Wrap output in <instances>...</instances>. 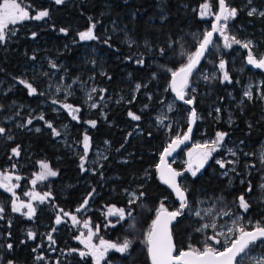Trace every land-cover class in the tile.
Wrapping results in <instances>:
<instances>
[{"label": "trees", "instance_id": "trees-1", "mask_svg": "<svg viewBox=\"0 0 264 264\" xmlns=\"http://www.w3.org/2000/svg\"><path fill=\"white\" fill-rule=\"evenodd\" d=\"M19 1L32 13L48 10L49 16L9 27V31L15 30V35L9 34L0 44V77L4 78L5 86L30 74L28 65L43 60L44 54L49 53L59 58L57 64H64L60 70L69 77L94 76L95 83L100 89H106L103 93L109 98L91 111L83 99L74 100V105L80 108L79 122L65 111L58 115L47 107L42 112L44 120L34 116L32 124L28 125L31 115L25 108L21 115L26 126L0 124L12 137L11 140L0 137V170L15 164L24 176L22 192L30 187L39 161L49 162L58 172L56 177L38 184L40 191L49 192L52 197L36 203L37 210L32 219L12 212L9 195L0 190V206L4 208L3 219H0V264L9 261L16 264H93L91 259H81L78 253H63L77 247L78 230L68 223L55 226L60 209L72 213L87 198L92 208L88 217L94 227L99 226L102 236L111 240L124 237L142 240L162 200L169 203L171 210L179 206L156 170L173 131L164 126L165 119L161 122L159 109L174 97L169 87L171 72L168 70H176L185 63L207 30L197 11L203 0H65L61 5L55 4L54 0ZM226 2L239 10L232 22L234 35L242 38L249 33L256 44L252 47L253 55L264 56V17L248 15L251 7L264 11V0ZM212 5L216 9L218 0H212ZM92 24H95L93 31L97 39L81 41L78 33L86 31ZM61 28L67 29L68 34L61 33ZM91 44L97 48V55H92ZM161 49L166 54L162 55ZM247 54V49H240V53L234 50L227 56L226 71L231 83H221L220 75L208 74L209 79L204 78L202 71L217 65L216 54L210 58L206 54L190 77L191 85L197 87L194 102L200 114L194 139L206 135L216 137L218 131L227 133L225 141L229 145L241 144L239 165L235 172L230 171L225 176V169L211 158L197 177L185 173L180 182L192 205L201 199L212 198L236 207V198L243 194L251 207L247 212L241 209L239 213L244 222L249 221L248 228H253L257 222L264 225V189L261 188L264 163L259 155L264 141V99L256 98V95L252 100L244 98L241 86L249 78L260 80L264 95V70L249 65ZM91 56L94 62L87 63L86 57ZM141 58L143 66L135 62ZM137 84L142 86L139 90H136ZM47 99L44 93L29 95L27 87L20 84L6 94H0V108H6L14 100L37 107ZM177 106L183 132L188 127V110L180 103ZM129 110L140 115L141 120H131L127 115ZM52 120L58 125L67 123L70 134L79 141H83L85 132L90 136L85 163L89 171L82 172L79 167L84 151L80 154L67 148L46 126L45 122ZM89 120L97 121L95 128L85 123ZM34 127L41 130L37 132ZM201 131H205V135ZM17 145L19 158L11 153ZM102 147H107V158L96 163L92 158H96L95 151ZM245 152L251 155L245 156ZM223 154L224 150H220L215 157ZM174 167L179 169L180 164L175 163ZM242 179L244 183H241ZM249 182L251 192L247 191ZM129 190H135L137 194L143 191L145 195L129 205ZM112 205L131 208L133 216L115 227L108 226L109 221L116 220V217L105 215ZM54 227L56 231L52 232ZM196 229L194 221L187 215L175 223L172 233L177 251L187 250L189 245L203 247L211 231L197 232ZM29 230L36 234L35 239L28 238ZM50 233L55 244L49 247L47 236ZM8 243L13 245L11 250L6 247ZM252 251L264 255V248L255 247ZM110 260L121 264L150 263L146 248L139 244L132 248L130 255L113 253ZM243 264H249L248 260L245 259Z\"/></svg>", "mask_w": 264, "mask_h": 264}, {"label": "snow or ice", "instance_id": "snow-or-ice-1", "mask_svg": "<svg viewBox=\"0 0 264 264\" xmlns=\"http://www.w3.org/2000/svg\"><path fill=\"white\" fill-rule=\"evenodd\" d=\"M55 4L61 5L65 3V0H54ZM200 16L201 18L207 17L209 15H214L215 23L212 24V28L210 31H205L203 33V38L199 41L198 47L196 51L187 57V62L184 63L176 70L169 69L171 72V81H170V89L175 93V96L178 100L183 101L184 104L191 105L194 103V98L189 97L186 98L187 92L190 86V77L193 75L194 70L197 68V65L200 63V60L204 57L205 53L209 50L210 46H213V34L220 33L224 35V47L231 48L233 44L242 45L243 48L248 50L247 63L259 69H264V56L259 58L253 55V51L251 48L252 41H247L242 44V42L236 39L234 36L229 37L225 35L226 29L228 27V21L231 19H235L237 16L236 8H229L226 4V0H218V11L216 13L211 12V6L209 3H204L200 6ZM249 16L259 15L264 17V11L257 12V9L253 8L248 12ZM49 16L48 10L38 11L34 16L29 15V11L26 10L18 0H3L0 3V44H3L7 36L15 35V30L12 29L9 31V26L16 25L18 22H22L27 19L41 20ZM95 24H92L86 31L78 33L79 39L81 41L87 40H95L97 37L94 35ZM59 31L65 35L68 34V30L65 28L59 29ZM32 36L35 37L36 33H32ZM107 43V41H105ZM161 54L164 55V50H160ZM34 59V57H33ZM128 59H131L129 57ZM137 64L143 66L144 60L141 58L135 61ZM52 67L55 68L56 65L52 64ZM219 70L223 73V78L220 81L221 83L228 82L231 83V78L229 73L226 71V63L224 60H220L218 65ZM155 76V74H153ZM206 80L209 77H204ZM110 79V77H109ZM19 83L24 84L28 89L29 95H35L37 93V89L32 86L31 83L26 80L21 79ZM75 83V81H73ZM71 87V86H69ZM142 86L140 84L136 85V90H139ZM194 91V89H192ZM59 91V89H58ZM100 92H105L106 89H100ZM97 92V89L93 87L91 92L88 95V99L91 100V93ZM43 93H41L42 95ZM71 94V93H69ZM244 97L248 100L253 99V94L251 88L245 90ZM261 99H264V95H261ZM101 101L104 100V96L101 95L99 98ZM56 103V101H53ZM131 103V101H129ZM62 107L69 112L71 118L79 122L78 113L80 112L79 107H75L71 104L64 103ZM91 108L99 107L97 102H93L90 105ZM169 110H172V105L168 106ZM217 112L220 111L219 108L216 109ZM127 115L131 118V120L139 121L141 120V116L133 113L131 110L128 111ZM196 110L193 108L190 111L189 115V126L185 133L182 135L178 134L169 144L165 147L164 151L160 155V163L156 165V170L159 173L160 180L169 186L172 191L175 193V196L179 200V208L174 211H169L163 203L156 210L155 218L151 222V226L147 231L143 243L146 245V251L148 257L150 259V264H243L245 259L250 261V264H264V255L260 257H251L249 253L255 247L264 248V225H261L259 222L249 230L245 226H243L240 221L241 217L237 216L232 221V227L227 229V233L231 234V238L227 236L225 232H215L217 229V224L215 221L210 223H202L199 228L196 229L197 232H204L205 230L211 228L214 231V235L206 236L205 243L202 248H197L192 245H189L187 250H179L177 251L176 246L173 242V235L171 232L170 226L174 221H177L178 217H182L184 215L185 209H189L190 203L188 200L187 190L182 188L180 183L178 182V177L183 175V172L176 171L171 167L170 164L167 163V158L172 155V153L180 147V145L184 144L185 141L189 140L190 134L192 133V124L197 120ZM40 120H44V117L41 115L39 117ZM161 122H163V117L160 118ZM46 126L50 128L54 135L60 136V132L57 131L51 122H45ZM92 128H95L97 125V121L89 120L85 121ZM27 124H32V119L27 120ZM26 126V125H22ZM41 129L36 128L35 131L39 132ZM6 132L4 127H0V136L4 135ZM128 135H132L129 133ZM228 134L225 132L218 131L216 133V137L212 141H206L203 144H196L192 150L188 152V161L187 168L185 171L189 172L193 178L197 177V174L200 173L201 169L204 168L205 164L212 158L214 152H216L224 143L225 137ZM7 139L11 140L12 137L8 136ZM90 136L87 135V132L83 135V151L84 155L80 157V169L82 172L89 171L88 168L85 167L87 153L90 149ZM107 143V142H106ZM228 152L232 156H236V152L232 149H228ZM12 156L19 157L20 156V148L17 145L15 148L11 149ZM247 155V154H245ZM9 157V159L12 158ZM106 159L107 157H103ZM238 161L229 160L222 161L216 160V163L220 166V168H225L227 164H236ZM261 162L264 163V155L261 157ZM41 171L35 174V178L32 179L31 183L35 185L37 181H44L49 177H56L58 172L53 170L47 162L40 161L39 162ZM13 168L16 165H12ZM93 173H95V169H92ZM230 171L235 172V168L233 167ZM223 175L227 176L228 171H225ZM101 176L103 174L101 173ZM20 180V176L13 177L12 175L5 174L0 172V188L5 189L7 192L12 193V196L15 197L14 188L18 185L13 184L12 180ZM241 183H244V180H241ZM261 188L264 189V184L261 185ZM252 186L249 182L247 191L251 192ZM93 191H95L93 189ZM127 191V190H125ZM27 196H31L32 200L39 201L43 203L49 196L50 193H44L41 195L40 193L29 192L25 193ZM92 194L89 193V196ZM130 199L128 201L129 205L135 204L137 200L144 197L145 193L140 191L137 195L136 192H132L129 194ZM18 199V198H17ZM17 199L12 200L11 211L12 212H21L22 209H27L23 214L27 216L28 219H32L36 214V207L32 202L17 203ZM237 206L242 209L244 212H247L251 205L245 199V196L242 194L236 198ZM88 206V199H84L83 203L76 209L77 212H81L85 210ZM205 215H211V210H204ZM4 212V208L0 207V214ZM196 217L201 219L204 218L200 210L194 211ZM106 217H116L115 222L109 221L108 226L115 227L121 221H124L126 218H131L133 216V210L131 208H118L115 205L109 206L107 208ZM222 216H231L232 213L230 211H223L220 213ZM62 217H70L73 225L80 224V221L77 219V216L71 213L64 212L63 209H60V214H57L55 219V224L59 225L62 223ZM0 219H3V216L0 215ZM83 227L88 229L86 239H81L84 236V233H81L77 239L80 240L82 244H84L86 250H77L71 249L70 253H78L81 259H85L87 257H92L95 261V264H101V261L104 260L106 254L109 250H115L116 252L122 255H130V249L132 247L133 241L124 239L123 242H110L104 239H100L99 245L92 243V237L96 234L93 232L90 227L89 221L83 222ZM131 227V225H130ZM56 228H52V232H55ZM99 231V226L96 227V232ZM11 233H9V236ZM27 236L29 239H35L36 234L31 230L28 231ZM219 236H225V245L222 248H217L215 245L221 244V240L218 238ZM47 239L54 244L55 241L51 233L47 236ZM24 243V241H21ZM7 249L11 250L13 245L8 243L6 245ZM35 252L36 249H33ZM239 258V259H238ZM37 259H42V257H37ZM9 264H12L9 261Z\"/></svg>", "mask_w": 264, "mask_h": 264}, {"label": "rangeland", "instance_id": "rangeland-1", "mask_svg": "<svg viewBox=\"0 0 264 264\" xmlns=\"http://www.w3.org/2000/svg\"><path fill=\"white\" fill-rule=\"evenodd\" d=\"M3 2V0L1 1V3ZM19 3H21L18 0ZM209 3L211 6V12L212 13H216L218 11V7L216 9L213 8L212 5V0H203L202 3L200 4V6L204 3ZM22 6H24L21 3ZM200 6L197 7V11L198 14L200 13ZM229 8H234L230 5H228ZM26 8V10L29 11V15L30 16H34L36 13H32L26 6H24ZM255 7H251V9H253ZM250 9V10H251ZM257 9V8H255ZM262 11L257 9V12ZM239 13V10L237 9V15ZM199 17L201 18L200 14ZM202 20H204L207 30L209 31L212 28V24L214 22V15H209L207 17L201 18ZM29 20V19H27ZM26 21V20H24ZM234 21V19H231L228 21V27L226 29V33L225 35L229 36V37H235L236 39L240 40L242 42V44L244 42L247 41H252V47H256L255 42L252 40V38L249 36V33L244 34V36H242V38H237L234 35V29L232 28V22ZM23 22V21H22ZM22 22H18L17 24H20ZM16 24V25H17ZM12 26V25H10ZM9 26V27H10ZM203 38V35L199 38V41ZM213 46L209 47V50L207 52V58H210L212 56H214L215 54L217 55V62H216V66L213 67H209L205 70L202 71L203 76H207L208 74H213V75H220L223 78V73L219 70V63L220 60H224L225 63L227 62L228 58L227 56L229 54H231L234 50H237V53H240V49H245L242 47V45H238V44H233L231 48H225L224 47V35H221L220 33H216L214 38H213ZM90 49H92V55H97L98 50L94 45H90L89 46ZM37 49H42L37 47ZM248 55V54H247ZM59 58L57 56L54 55H50L49 53H45L44 54V59L36 62V63H32L28 65V71H30V74L28 75H24L22 76L21 79L26 80L27 82L31 83L33 87H35L37 89V93L35 95H38L40 93H44L45 95H47L48 99L47 100H43L39 106L37 107H29L28 105H24V104H20L19 102H17V100L12 101L6 108L1 107L0 108V124L3 123L4 125H14L17 127H22L23 125V119H22V115H21V111L25 108H28L29 110V114L32 117H40L41 115L43 116L42 112L43 110H45L47 107H50L51 110L55 113H57L59 115V113L61 112H67L69 114V112L67 110H65L62 107V104L64 103H68L71 104L75 107H77L76 105H74V100L77 99H83V102L85 103V105L87 106V109H89L90 111L93 110L94 108H91L90 105L93 102H97L98 104L102 103L103 101H105L106 99H108L109 97H107L104 93L100 92V87L95 83L94 81V76H89L87 78H82V76L79 77H69L66 73L62 72L60 70V67H63V63L62 64H57L58 63ZM86 62L90 63V62H94V58L93 56L91 57H86ZM187 62V60L185 61V63ZM52 64H55L56 67L53 68ZM256 68V67H255ZM259 69V68H258ZM264 70V69H261ZM20 80H16L13 81L11 83H9L7 86H5L4 83V78L0 77V94H6L8 91H10L11 89H13L15 86L20 85L21 83H19ZM73 81H75V83H73ZM190 83V82H189ZM24 85V84H22ZM42 87H41V86ZM260 85L261 82L260 80L254 79V78H249V80L247 81L246 84H244L243 86H241V90H242V95L244 97V92L245 90L249 89V87L251 88L253 97L256 95V98H260L262 95V91L260 89ZM25 86V85H24ZM71 86V87H69ZM95 87L97 89V92L95 93H91L92 99L89 100L88 99V95L91 92V89ZM59 89V91H58ZM194 89V91L192 90ZM196 90L197 87L196 86H192L190 83L189 89L186 90L187 92V97H193L194 101L196 99ZM71 93V94H69ZM103 95L104 96V100L101 101L99 98L100 96ZM246 98V97H244ZM73 99V100H70ZM120 99H123L122 97H120ZM53 101H56V103H53ZM177 100L175 99V97L169 98L168 101H165L160 109H159V115L161 117H163L166 121L164 122V126L168 129V131L171 130V128H173L172 131V135H171V140H173L178 134L182 135L183 133H185L187 131L184 130L182 132V128H181V124H180V118H179V113H178V106H177ZM172 105V110H169L168 106ZM188 110V109H187ZM197 110V117L198 119H200V114ZM229 113H231L230 110H227ZM105 116V113L103 114ZM189 115L190 112L188 110V117L186 118V122L189 124ZM220 115V114H219ZM71 116V115H70ZM60 117V116H59ZM52 123V125H54L53 127H56L57 122L52 120L49 121ZM0 127H4L6 132L4 135L0 136V137H4L7 139L8 136H10V131L5 127V126H1ZM35 129L37 127H34ZM57 131L60 132V136H56V138L58 139V141H61L67 148L72 149L74 152L77 153H82L83 152V143L82 141L77 140L74 136H72L69 132V126L67 123H62L57 126V128H55ZM205 131H201L202 135H205ZM215 137H210V136H201L198 138H195L192 143L188 146H186L185 148H181L179 150H177L171 157V162L174 165L175 163H179L180 164V168L177 169L179 172H183V174L185 173H189L187 171H185V169L187 168V161L189 159L188 157V152L190 150H192L194 148V146L196 144H203L206 141H212L214 140ZM228 149H232L233 151L236 152V156H232L229 152ZM220 150H224V154L223 155H217L215 157V155L218 153V151ZM242 150L241 144L240 143H236L234 145H229L228 142L224 141L223 145L216 151L213 153L212 158H215L216 160H222V161H229V160H234V161H238L236 164H229L227 166L226 163V167L224 168V172L228 171L230 172V169H232L233 167L236 168L237 165H239V159L241 157L240 155V151ZM96 153V158L93 157L92 160H94L96 163H100L101 160H103V157H106L107 155V147H102L100 149H97L95 151ZM247 154V155H245ZM245 156H250L251 153H244ZM259 155L260 157H262V155H264V141L261 143V148L259 151ZM19 158V157H17ZM95 158V159H94ZM211 160V158L209 159V161ZM209 161L205 164L207 165L209 163ZM40 162V161H39ZM38 162V165H39ZM47 162V161H44ZM49 164V162H47ZM22 164L24 165L25 163L22 162ZM15 165V164H14ZM50 165V164H49ZM51 167V166H50ZM52 168V167H51ZM53 169V168H52ZM54 170V169H53ZM21 170L18 169L17 167L13 168L12 165H6L5 168L3 170H0V172L5 173V174H9L12 175L13 177L15 176H20L21 179L20 180H12L13 184L18 185L17 187L14 188V192H15V197L12 196V193L7 192L5 189L0 188V190L4 191L5 193H7L10 197V205L12 204V200L13 199H17V203L19 202H24V203H28V202H32L33 205L36 207V203L39 201H34L32 200L31 196H27L25 195V193H29V192H35V193H40L41 195H43L44 193H49V192H42L40 191V189L38 188V184L40 182H45L50 178L53 177H49L44 181H37V183L35 185H33L31 183L32 179L35 178V174L40 172V165L39 168L36 172L33 173L32 178L30 179V187L27 188L26 190H24L22 192V180L24 178L23 174L20 172ZM202 171V169H201ZM200 171V172H201ZM264 177V175H263ZM264 184V182L262 183ZM261 184V185H262ZM132 192H136L135 190H129L127 192L129 199H130V193ZM137 193V192H136ZM138 195V194H137ZM49 197H52V195L50 194ZM163 203L164 206L168 209H170V205L167 201L162 200L158 206L155 209V214H156V210L157 208L160 206V204ZM190 203V208L187 210L186 215L190 218H192V220L194 221V224L196 226V228H199L201 226L202 223H210L212 221H215V223L217 224V229L215 230V232H225L227 234V236L229 238H231V234L227 233V229L229 227H232V221L237 217H241V221L240 223L245 226L246 228H248V224L249 221L244 222L242 219V213H239V211H241V209L237 206L236 207H230L228 203H220L219 200L217 199H201L198 201V203L196 205H192V203L189 201ZM1 207V206H0ZM179 207V206H178ZM78 208V207H77ZM76 208V209H77ZM75 209L74 212H72L71 214H74L77 216V219L80 221V224L77 225H73L71 222L70 217H62V223H68L70 225H73L74 227L77 228L78 230V234L75 238V241L77 243V247L74 249L77 250H86L84 244H82L80 242L79 239H77L78 236H80L81 233H84V236L81 237V239H86L87 237V233H88V229L83 227V222L84 221H89L90 222V227L92 228L93 232H95L96 234L92 237V243L93 244H97L99 245L100 239H104L106 241H110V242H123L124 239H128L131 240L129 238H122L119 240H111V239H107L104 236H102L100 234V229L98 232H96V227H94L92 225V222L90 220V218L88 217V213L89 211L92 210V208L89 205V199H88V206L85 210L81 211V212H77ZM196 210H200L202 213V216H204L203 219L196 217L194 214H192L194 211ZM204 210H211V215H205V211ZM27 209H22L21 212H17L21 215H23L25 218H27V216H25L23 213L26 212ZM223 211H230L232 213L231 216H222L220 215L221 212ZM69 213V212H67ZM60 214V213H59ZM1 215V214H0ZM28 219V218H27ZM60 225V224H59ZM56 225L55 226H59ZM254 227V226H253ZM251 229V228H248ZM207 230L211 231L210 235H214V231L209 228ZM206 231V230H205ZM221 240V244H217L215 245V247L217 248H222L225 245V236H219L218 237ZM54 240V239H53ZM144 239H137V240H131L133 241L132 247L130 249V252L132 250V248L136 245L139 244L143 247L146 248V245L143 243ZM49 241V240H48ZM55 244V243H54ZM49 241V247L54 245ZM70 252L69 251H64L63 253L66 254ZM113 253H117L120 254L118 252H116L115 250H109V252L106 254L104 260L101 261V264H121V262H113L112 260H110V256ZM122 255V254H120ZM249 255L251 257H260L261 253L256 252V251H251L249 253ZM122 256H126V255H122ZM88 259H91L92 263L95 264V261L92 259V257H87ZM86 258V259H87ZM248 260V259H247ZM249 264L250 261L248 260ZM9 264V262L7 263ZM12 264H16L14 262H12ZM140 264H144V263H140ZM150 264V263H149Z\"/></svg>", "mask_w": 264, "mask_h": 264}, {"label": "water", "instance_id": "water-1", "mask_svg": "<svg viewBox=\"0 0 264 264\" xmlns=\"http://www.w3.org/2000/svg\"><path fill=\"white\" fill-rule=\"evenodd\" d=\"M226 4H227V2H226ZM227 5H228V4H227ZM213 23H215V20H214ZM209 31H210V30H209ZM215 34H216V33L213 34V38H214ZM207 52H208V51H207ZM207 52L205 53L204 57L206 56ZM204 57L200 60V63L197 65V68H199V66H200V64L202 63ZM197 68H196V69H197ZM196 69H195V70H196ZM195 70H194V71H195ZM170 81H171V80H170ZM172 93H173V96L175 97V99L177 100V102L180 103V104H182L185 108H187V109L189 110V112H190L191 109H193V108L196 110L195 102H194L193 104H191V105L184 104L183 101H180V100H178V99L176 98L174 92H172ZM186 98H189V97H187V95H186ZM196 113H197V110H196ZM197 123H198V118H197V120L195 121V123L192 124V133L190 134V138H189V140L185 141L184 144L180 145V147L177 148V149L172 153V155H173L177 150H179V149H181V148H185L186 146H188V145H190V144L192 143V141L194 140V136H195L196 129H197ZM188 126H189V124H188ZM187 129H188V128H187ZM171 141H172V140H171ZM171 141H170V142H171ZM170 142H169V143H170ZM169 143H168V144H169ZM168 144H167V146H168ZM167 146H166V147H167ZM164 149H165V148H164ZM164 149L162 150V152L164 151ZM162 152H161V153H162ZM172 155L169 156V157L167 158V163L170 164L171 167H172L173 169H175L176 171H178V170L174 167V165L172 164V162H171V157H172ZM159 163H160V158H159V162H158V164H159ZM157 173H158V172H157ZM158 176H159V173H158ZM159 179H160V178H159ZM161 182H162V181H161ZM178 182H179L180 185H181L180 177H178ZM162 183H163V182H162ZM163 184H164V183H163ZM164 185H166V184H164ZM166 186H168V185H166ZM168 187H169V186H168ZM181 187H182V186H181ZM170 190H171V192H172V193L174 194V196H175V193L172 191L171 188H170ZM175 198H176V201H177L178 204H179V200L177 199L176 196H175ZM178 208H179V207H178ZM187 210H188V209H185L184 215H183L182 217H178V218H177V221H178L179 219L183 218V217L186 215ZM169 211H174V210H169ZM177 221H174V222L172 223V225L170 226V228H171V232H172V227L175 225V223H176ZM251 229H252V228H251ZM251 229H249V230H251ZM172 235H173V233H172ZM173 242H174V244H175L174 237H173ZM175 246H176V245H175ZM176 249H177V248H176ZM238 259H239V258H238Z\"/></svg>", "mask_w": 264, "mask_h": 264}]
</instances>
